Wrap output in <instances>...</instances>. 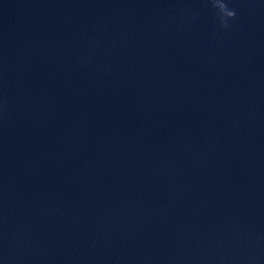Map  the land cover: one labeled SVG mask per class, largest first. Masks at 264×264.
Returning <instances> with one entry per match:
<instances>
[{"label": "clouds", "instance_id": "9594fccd", "mask_svg": "<svg viewBox=\"0 0 264 264\" xmlns=\"http://www.w3.org/2000/svg\"><path fill=\"white\" fill-rule=\"evenodd\" d=\"M210 2L212 7L217 10L218 19L221 26L227 27L228 21L236 16L235 9L229 8L225 0H210Z\"/></svg>", "mask_w": 264, "mask_h": 264}]
</instances>
